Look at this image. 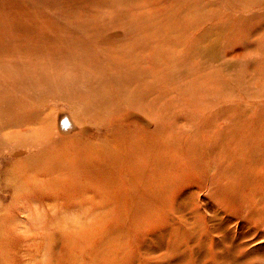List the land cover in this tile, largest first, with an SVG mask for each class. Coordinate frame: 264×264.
I'll return each instance as SVG.
<instances>
[{"label":"rangeland","instance_id":"374dc122","mask_svg":"<svg viewBox=\"0 0 264 264\" xmlns=\"http://www.w3.org/2000/svg\"><path fill=\"white\" fill-rule=\"evenodd\" d=\"M259 1L0 0V264H264Z\"/></svg>","mask_w":264,"mask_h":264},{"label":"bare ground","instance_id":"6f19581e","mask_svg":"<svg viewBox=\"0 0 264 264\" xmlns=\"http://www.w3.org/2000/svg\"><path fill=\"white\" fill-rule=\"evenodd\" d=\"M259 5H260V7H262L261 9H264V0H260L259 1ZM260 9V10H261ZM42 73V72H41ZM262 85L264 86V77H263V80H262ZM25 109H23L22 108V111L23 112H25L24 111ZM32 111V110H31ZM29 114H31L30 112H29ZM4 116V115H3ZM3 116H1V119H3ZM28 116V115H27ZM136 116V115H135ZM57 118H58V125H59V128L62 130V131H65V130H67V129H70V128H76V117H75V115L74 114H70V113H61L59 116H57ZM48 137V139L50 138L49 136H47ZM46 141H48V140H46ZM47 143V142H46ZM48 145V144H47ZM227 176L224 174V172H220L219 173V175H212L211 176V179H212V185H213V188H215L216 187V189H217V187H219V186H221L220 187V189H222V188H224L223 190H222V194L225 196V197H235V193L233 194V193H231V191L229 192L228 190H227V187L229 186V185H233L234 184V182L233 181H230V180H227L228 178H226ZM225 180V183H222V181H224ZM216 191V196H217V190H215ZM210 195V194H209ZM213 195H215V194H213ZM227 206H225L223 209H227L226 208ZM222 208V207H221ZM236 209V211H238V212H241V213H244V211L241 209V208H235ZM246 213V214H245ZM245 213H244V215H245V217H249V214L248 213H250V208L249 207H246V209H245ZM244 215H243V217H244ZM258 216H260L259 214H256L255 216H254V218H255V220H258L259 222H261L260 220V218L258 217ZM257 227H259V225H257L256 223L254 224V227L251 229L252 231H249L248 233H247V235L246 236H249V235H255L256 237H259V238H261V237H264V229H263V231H258L256 228ZM254 229H256V233H255V231H254ZM243 234V233H242ZM243 236L244 237H246L244 234H243ZM225 242H226V238L225 237H221V239L219 240V244H221V245H223V243L225 244ZM233 244V243H232ZM244 243L243 242H241L240 244H233V245H231L230 246V249L231 250H234L235 248H237L238 247V245H243ZM244 245H246V244H244ZM224 246V245H223ZM223 253H229V248L227 247L225 250H223L220 254H223Z\"/></svg>","mask_w":264,"mask_h":264}]
</instances>
